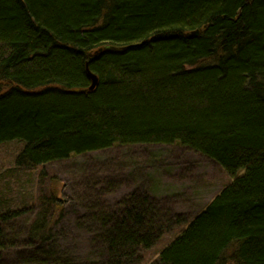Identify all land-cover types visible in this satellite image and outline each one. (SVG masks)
<instances>
[{"label":"trees","instance_id":"1","mask_svg":"<svg viewBox=\"0 0 264 264\" xmlns=\"http://www.w3.org/2000/svg\"><path fill=\"white\" fill-rule=\"evenodd\" d=\"M14 140L31 167L115 145L200 152L234 180L155 264H264V0H0V145ZM135 194L141 208L125 198L95 218L83 259L52 242L59 192L41 195L27 227L29 207L0 211V260L141 264L170 221Z\"/></svg>","mask_w":264,"mask_h":264},{"label":"rangeland","instance_id":"2","mask_svg":"<svg viewBox=\"0 0 264 264\" xmlns=\"http://www.w3.org/2000/svg\"><path fill=\"white\" fill-rule=\"evenodd\" d=\"M24 146L19 140L0 145V211L29 207L20 220L27 227L35 219L41 195L51 190L64 195L63 216H58L62 209L54 213L52 242L75 259L85 258L93 249L95 237L102 230L95 218L101 212L118 210L123 199L136 193V199L148 194L156 198V214L170 221L161 240L142 252L141 264H155L181 228L234 180L218 163L179 142L115 145L34 167L19 162ZM127 199L128 209L141 208L131 197ZM118 212L117 220L123 219L122 210ZM12 251L0 262L14 264L17 256Z\"/></svg>","mask_w":264,"mask_h":264},{"label":"water","instance_id":"3","mask_svg":"<svg viewBox=\"0 0 264 264\" xmlns=\"http://www.w3.org/2000/svg\"><path fill=\"white\" fill-rule=\"evenodd\" d=\"M200 34V30L197 29V30H193V31H190L188 32V36L189 37H193V36H198ZM87 73L91 79V85L90 87L88 88L89 91H92V90H95L98 85H99V78L98 76L93 73L91 70H90V67H89V63H88V67H87Z\"/></svg>","mask_w":264,"mask_h":264},{"label":"bare ground","instance_id":"4","mask_svg":"<svg viewBox=\"0 0 264 264\" xmlns=\"http://www.w3.org/2000/svg\"><path fill=\"white\" fill-rule=\"evenodd\" d=\"M195 30H197V29H195ZM188 34V33H187ZM20 141V140H19Z\"/></svg>","mask_w":264,"mask_h":264}]
</instances>
